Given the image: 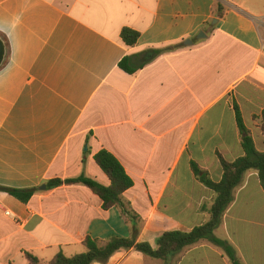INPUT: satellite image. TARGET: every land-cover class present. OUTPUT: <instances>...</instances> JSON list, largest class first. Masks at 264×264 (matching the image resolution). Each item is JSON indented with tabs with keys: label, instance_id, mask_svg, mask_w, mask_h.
I'll return each instance as SVG.
<instances>
[{
	"label": "crops",
	"instance_id": "crops-1",
	"mask_svg": "<svg viewBox=\"0 0 264 264\" xmlns=\"http://www.w3.org/2000/svg\"><path fill=\"white\" fill-rule=\"evenodd\" d=\"M124 29L140 34L136 46L123 43ZM0 39V186L36 190L28 203L0 191V264H28L27 253L45 263L71 257L87 237H131L121 210H104L89 188L41 189L82 175L109 186L94 159L102 150L133 180L123 198L138 241L154 249L164 233L208 222L215 193L191 164L220 182V157L243 156L236 108L264 152V0H0ZM178 44L135 75L119 68ZM214 235L240 264H264L257 172L243 176ZM106 264L232 263L202 240L168 262L125 250Z\"/></svg>",
	"mask_w": 264,
	"mask_h": 264
},
{
	"label": "trees",
	"instance_id": "trees-1",
	"mask_svg": "<svg viewBox=\"0 0 264 264\" xmlns=\"http://www.w3.org/2000/svg\"><path fill=\"white\" fill-rule=\"evenodd\" d=\"M226 9L221 2H218L214 8V15L221 19L225 16ZM122 41L126 46L134 47L137 45L140 34L131 29H124L122 32ZM183 44L168 46L152 50L154 57L150 61L133 63V57H125L120 63L119 68L124 72L135 75L145 65L164 53L172 52L181 48ZM236 121L240 134L242 136L243 156L229 162L220 157L222 168V179L220 182H214L207 171L200 168L196 163H192V171L197 180L215 193L214 203L210 210L208 222L195 228L190 233L167 232L157 240V247L154 249L147 243L138 241L140 232L139 220L136 213L124 201L123 195L134 185L133 180L128 176L121 163L108 151L102 150L94 157L95 162L110 180L109 186H104L97 181L80 176L66 180L54 179L46 183L48 190L59 188L63 185H82L89 188L97 195L103 203L104 210L119 208L127 221L132 224V233L130 238L115 237L109 241H101L87 237L82 245L85 248L83 253L66 256L63 252L58 253L50 262H43L37 256L27 253L25 258L28 264H106L116 253L125 250H134L142 254L145 258L168 262L173 256L181 253L202 240L222 248L229 257L232 264H240L236 258L233 249L224 241L214 235L218 228L224 213L233 200V192L241 183L243 176L249 171L258 173L262 188L264 189V152L257 150L250 131L245 127L240 111L236 108ZM262 130L264 131V112L262 119ZM0 191L5 192L23 203H28L35 193V189L20 190L0 186Z\"/></svg>",
	"mask_w": 264,
	"mask_h": 264
},
{
	"label": "water",
	"instance_id": "water-1",
	"mask_svg": "<svg viewBox=\"0 0 264 264\" xmlns=\"http://www.w3.org/2000/svg\"><path fill=\"white\" fill-rule=\"evenodd\" d=\"M217 21L215 20L214 23H216ZM186 45H192V42H186ZM5 55H6V48L5 45L3 43V41L0 39V66L2 65L4 59H5ZM42 190H46V186H42L41 188Z\"/></svg>",
	"mask_w": 264,
	"mask_h": 264
},
{
	"label": "built area",
	"instance_id": "built-area-1",
	"mask_svg": "<svg viewBox=\"0 0 264 264\" xmlns=\"http://www.w3.org/2000/svg\"><path fill=\"white\" fill-rule=\"evenodd\" d=\"M7 215H10L9 213H7Z\"/></svg>",
	"mask_w": 264,
	"mask_h": 264
}]
</instances>
